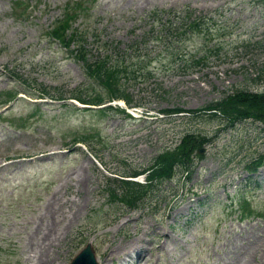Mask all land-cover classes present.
<instances>
[{"label": "rangeland", "instance_id": "374dc122", "mask_svg": "<svg viewBox=\"0 0 264 264\" xmlns=\"http://www.w3.org/2000/svg\"><path fill=\"white\" fill-rule=\"evenodd\" d=\"M28 1L30 15L0 0V264L31 262L23 245L42 233L53 196L55 215L70 220L50 248L51 264H66L86 240L105 264H264V162L245 167L264 158V123L247 117L219 128L220 118L205 111H165L238 86L264 90V0H82L73 24L84 31L89 59L121 54L129 100L118 98L126 106L112 104L88 74L70 50L76 42L65 47L48 33L66 0ZM154 6L155 19L190 12L205 22L197 30L151 24L146 33L140 19ZM41 86L47 91L38 93ZM8 88L21 90L3 102ZM94 92L112 105L67 96ZM187 130L207 136L189 174L182 178L178 167L134 206L111 199L107 174L147 164ZM128 242L127 253L104 252Z\"/></svg>", "mask_w": 264, "mask_h": 264}, {"label": "trees", "instance_id": "16d2710c", "mask_svg": "<svg viewBox=\"0 0 264 264\" xmlns=\"http://www.w3.org/2000/svg\"><path fill=\"white\" fill-rule=\"evenodd\" d=\"M156 7L151 8V13H155ZM190 12L185 14H179L172 19L161 21L160 19H153L160 21V24H186L185 28L190 30H197L200 28V24L205 20L201 14L198 16L188 17ZM68 18V16H67ZM177 19V22L175 20ZM154 21L152 20L151 24ZM60 25L54 26L52 32L55 33L65 45L71 43V41L77 39V30L68 33L65 31L67 27V20ZM61 27V28H60ZM59 28L61 31H59ZM64 31V32H63ZM74 48V54L81 58L85 63L87 72L96 79L97 83L105 88L109 96H125L128 99L127 94L124 92V88L121 83L122 75H125L127 68L122 61L121 54L117 51L112 52L105 51L98 53L95 58L89 60L86 55V47L84 46V38L81 37L76 42ZM44 91H47L45 87H41ZM6 97L14 96L16 89L5 90ZM62 96V95H61ZM71 96H76L82 101L99 102L102 99V95L99 92L92 94L72 93ZM168 111L188 110L192 113L197 111H205L208 115L218 116L219 128L226 127L234 124L236 121L250 117L252 120H259L264 123V90H255L246 87H235L231 91L226 92L219 98L211 99L199 106L183 108L182 106L175 105L171 108H165ZM207 139L205 134L197 131L188 130L185 131L179 140L173 145H167L159 150L151 157V161L141 167L133 168L131 170L124 171L121 175L134 174L139 171H146V180L139 181L127 177H111L112 181L116 184H121V190L118 192L114 187L110 190L113 197L124 200L128 203H134L137 199H143L146 196L147 190L153 189L157 186L163 177L172 176L177 167H180V173H189L193 166L194 152L199 144ZM264 162V158L261 154H258L250 158L246 162V168L248 170H254L257 166Z\"/></svg>", "mask_w": 264, "mask_h": 264}, {"label": "bare ground", "instance_id": "6f19581e", "mask_svg": "<svg viewBox=\"0 0 264 264\" xmlns=\"http://www.w3.org/2000/svg\"><path fill=\"white\" fill-rule=\"evenodd\" d=\"M76 172H77L75 175L76 180H80L85 177V174L81 171V167H77ZM55 202H56L55 196H53L52 199L47 200V204H50L53 210L49 211L48 214L49 217L43 219L44 221L42 220V225L44 226V229L41 230L42 233L38 235L37 238H35L36 236H33V234L29 235L24 242L23 245L24 250L27 249V251L28 250L32 251L28 256H26L27 259L28 258L31 259V262L28 264H51L53 260L52 253L50 252V248H52V246L56 245L59 242V238L61 237L60 233H61L62 222H68L70 220L68 214H62L61 216L55 215V207H54ZM131 245H132L131 242H128L123 246L115 245V248L113 247L109 248L108 246H106L104 248V252L106 253V255H108L109 258H112L111 254L113 253V251L117 252V250L120 248L128 247L125 249L127 253L131 250ZM134 247H138V249L136 250L140 255L139 257H142L143 252L141 246L135 245ZM97 258L100 259L98 260L100 264H105V262L102 261L101 258H99V256Z\"/></svg>", "mask_w": 264, "mask_h": 264}, {"label": "water", "instance_id": "95a60500", "mask_svg": "<svg viewBox=\"0 0 264 264\" xmlns=\"http://www.w3.org/2000/svg\"><path fill=\"white\" fill-rule=\"evenodd\" d=\"M202 150L203 147H199ZM68 264H98L95 259L93 247L90 241H87L72 257Z\"/></svg>", "mask_w": 264, "mask_h": 264}]
</instances>
